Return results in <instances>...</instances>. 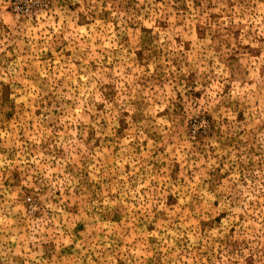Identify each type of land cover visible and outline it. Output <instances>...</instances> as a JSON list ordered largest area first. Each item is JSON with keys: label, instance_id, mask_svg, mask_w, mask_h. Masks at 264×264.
Here are the masks:
<instances>
[{"label": "rangeland", "instance_id": "1", "mask_svg": "<svg viewBox=\"0 0 264 264\" xmlns=\"http://www.w3.org/2000/svg\"><path fill=\"white\" fill-rule=\"evenodd\" d=\"M0 264H264V0H0Z\"/></svg>", "mask_w": 264, "mask_h": 264}, {"label": "built area", "instance_id": "2", "mask_svg": "<svg viewBox=\"0 0 264 264\" xmlns=\"http://www.w3.org/2000/svg\"><path fill=\"white\" fill-rule=\"evenodd\" d=\"M12 6H14L13 7V10H17V9H19L20 11L22 10V8L20 7V8H17V5H16V3H15V1L12 3ZM25 10V9H24Z\"/></svg>", "mask_w": 264, "mask_h": 264}]
</instances>
